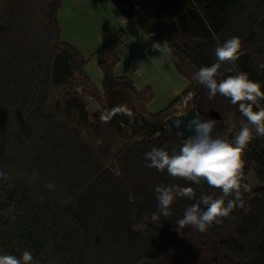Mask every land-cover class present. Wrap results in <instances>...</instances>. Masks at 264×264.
I'll list each match as a JSON object with an SVG mask.
<instances>
[{"label":"trees","instance_id":"16d2710c","mask_svg":"<svg viewBox=\"0 0 264 264\" xmlns=\"http://www.w3.org/2000/svg\"><path fill=\"white\" fill-rule=\"evenodd\" d=\"M112 1L124 18L122 1ZM125 1L139 8L130 22L168 41L177 73L189 83L185 92L195 93L198 117L216 121L213 136L233 139L246 123L238 105L219 94L209 100L192 77L215 62L217 41L237 36L244 55L222 66V72L232 69L223 77L246 72L264 91L258 67L264 64V0ZM61 8L62 0H13L0 10V255L27 250L36 264H181L171 255L180 235L191 264H264V137H254L244 152L251 191L243 209L205 232H178L175 220L195 202L181 198L171 217L151 222L157 185L192 186L197 199L220 192L146 167L152 147L171 154L184 142L166 124L180 98L151 114L154 92L116 75L120 57L109 44L100 50L103 82L95 86L85 76L84 56L61 40ZM195 18L206 36L191 26ZM88 98L99 111L90 113ZM121 105L131 118L113 113ZM251 174L260 182L256 188Z\"/></svg>","mask_w":264,"mask_h":264},{"label":"clouds","instance_id":"9594fccd","mask_svg":"<svg viewBox=\"0 0 264 264\" xmlns=\"http://www.w3.org/2000/svg\"><path fill=\"white\" fill-rule=\"evenodd\" d=\"M152 50L159 52L161 56L172 52L168 41L152 44ZM214 51L215 62L201 67L192 79L206 88L209 100H214L219 94L232 105H238L246 123L229 140L227 136H213L216 125L213 119L201 120L195 115L185 122L178 118L174 121L175 127L194 132L184 139L179 151L173 149L170 154L164 147L154 146L144 154L146 167L154 168L160 173L166 171L172 178L195 185L205 182L210 188L220 192L218 196L201 194L197 199L196 190L192 186H155L157 209L150 217L153 223L160 224L161 217H171V206L178 199L195 201L185 209L182 218L175 220L178 232L189 227L191 230L205 232L213 225L221 224L236 208H244V194L251 191L250 186L244 182V152L254 137H264V107L260 104L264 101V91L261 84L251 80L246 72L223 77V72L230 73L232 69L224 67L223 72L221 71L223 65L235 64L244 55L241 39L233 36L223 43L217 41ZM258 67L264 69V64ZM112 111L130 118L133 115L127 105L117 106ZM180 134L183 135V131ZM47 187L52 189L54 185L49 183ZM0 264H36V261L32 253L25 250L20 257L12 254L0 255Z\"/></svg>","mask_w":264,"mask_h":264},{"label":"rangeland","instance_id":"374dc122","mask_svg":"<svg viewBox=\"0 0 264 264\" xmlns=\"http://www.w3.org/2000/svg\"><path fill=\"white\" fill-rule=\"evenodd\" d=\"M112 2V0H62V8L60 16H58L59 24L62 28L61 40L74 47L84 56L88 65V68L86 65L87 75L90 77L93 84H96H94L95 86H100L98 88H101L103 82L99 61L101 59L100 50L105 45L103 39L106 34V28L104 27L110 26L115 23L116 20H119V18L121 21V17L118 16L117 10ZM7 3L8 2H0V10ZM123 23L127 24V19L126 22ZM189 23H191V21L189 18H186L185 24ZM191 26H196L201 36H206L205 29L196 18ZM154 41L160 42L155 37ZM150 49L152 50V46H150ZM152 52L157 56V59L152 56V60L155 62L153 66L155 68L157 67V69H161L165 77H161L164 79L165 83H158V81L150 78L151 83L156 85V90H154L156 99L149 105L148 111L151 114H156L167 110L174 100L180 98L181 95H185L189 83L177 73L175 65L172 63L173 55L171 53L161 56L159 52ZM153 70L155 73L159 74L156 69L153 68ZM119 73L116 75L119 76ZM159 76L161 75L159 74ZM178 89L181 91V95L176 97V91ZM79 92L84 94V86ZM87 102L88 109L90 113L93 114V112L98 109L97 102L92 98H88ZM178 104L179 103L168 110L169 115L185 114L190 108L195 106L194 101L189 104L187 108L178 107ZM248 180L253 188L260 185L259 180L254 174H251ZM172 243L171 255L181 264H191L185 239L178 235L173 238Z\"/></svg>","mask_w":264,"mask_h":264},{"label":"crops","instance_id":"0c3cea01","mask_svg":"<svg viewBox=\"0 0 264 264\" xmlns=\"http://www.w3.org/2000/svg\"><path fill=\"white\" fill-rule=\"evenodd\" d=\"M12 1L13 0H0V2ZM104 28H106V34L104 36L103 43L112 46L120 57V62L116 67V74L121 72L119 73L122 75H119L120 77L131 78L141 91L144 90V88L150 87L154 92V90H156V85L151 83L150 78L158 81V83H163V78H165L163 71L153 66V63L155 62L152 60V56L157 59V56L152 52L153 50L150 49V46L156 43L154 41V37L150 38L146 36L134 23L130 21H128L127 24L122 23L120 18L119 20H116L115 23ZM174 61L175 58L172 57L173 65ZM87 68L85 70V76L90 79L87 75ZM153 68L156 69L161 76L155 73ZM176 94V97L180 96L181 91L178 89ZM97 106L98 109H96L93 113L100 110L98 104Z\"/></svg>","mask_w":264,"mask_h":264},{"label":"water","instance_id":"95a60500","mask_svg":"<svg viewBox=\"0 0 264 264\" xmlns=\"http://www.w3.org/2000/svg\"><path fill=\"white\" fill-rule=\"evenodd\" d=\"M120 1H122V4H123L122 13L124 14V18H126L127 20H131L136 15L139 8L135 6L134 4H131L125 0H120ZM195 115L198 116V112L195 110V108H190L188 112L185 114L174 115V116L167 118L166 124L171 128H177L175 127V123H174L176 119L181 118L185 120V122H187L188 119L194 118ZM211 116H213L215 119H220V115L217 112H214L213 114H211ZM180 131H183V135L180 134L182 141H184V139H186L188 136L194 134V132L184 131L183 127L179 129V132Z\"/></svg>","mask_w":264,"mask_h":264},{"label":"built area","instance_id":"2783aa9c","mask_svg":"<svg viewBox=\"0 0 264 264\" xmlns=\"http://www.w3.org/2000/svg\"><path fill=\"white\" fill-rule=\"evenodd\" d=\"M121 22H126V18L122 19L121 18ZM128 22V20H127ZM194 99V93L193 92H189L186 93L185 95H181L180 100H179V104L178 107H183V108H187V106L189 104H191L193 102Z\"/></svg>","mask_w":264,"mask_h":264}]
</instances>
